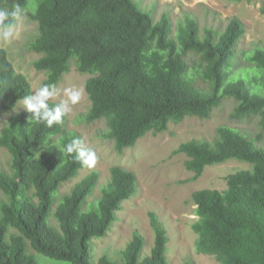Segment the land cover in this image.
I'll list each match as a JSON object with an SVG mask.
<instances>
[{"label": "trees", "instance_id": "obj_1", "mask_svg": "<svg viewBox=\"0 0 264 264\" xmlns=\"http://www.w3.org/2000/svg\"><path fill=\"white\" fill-rule=\"evenodd\" d=\"M17 4L37 24L25 50L40 56L32 63L45 75L40 87L56 88L72 65L89 75L84 91L90 105L76 121H103L100 136L114 142L117 154L169 124L209 119L227 99L235 102L231 118L256 119L264 130V45L247 57L253 78L246 71L247 78L229 77L245 33L236 18L220 27L185 14L174 33L167 14L155 19L133 0H0V10ZM31 95L27 79L0 48V150L6 155L0 161V264H168V236L153 213L149 253L135 232L117 257L102 255L95 262L93 241L107 235L122 204L137 193L136 176L113 166L98 198L96 171L62 193L87 168L76 153L62 149L82 140L66 129L67 115L51 127L31 120L33 114L20 109ZM45 103L53 113L61 105ZM254 144L221 126L211 142L193 139L174 151L188 158L193 181L208 166L250 165L228 175L224 191L200 190L191 198L196 251L220 264H264V150Z\"/></svg>", "mask_w": 264, "mask_h": 264}, {"label": "rangeland", "instance_id": "obj_2", "mask_svg": "<svg viewBox=\"0 0 264 264\" xmlns=\"http://www.w3.org/2000/svg\"><path fill=\"white\" fill-rule=\"evenodd\" d=\"M136 6L148 10L155 19L162 14L170 17L173 32L176 24L185 14H192L200 25L222 27L228 20L236 18L243 25L245 33L239 43V53L233 60L229 77L244 75L251 79L255 69L247 57L255 47L264 45V0H133ZM13 36L5 40L0 36V48L7 53L17 73L23 74L30 84L32 95L40 87L45 75L36 71L32 63L40 56L28 53L26 44L36 35L37 24L30 21L28 13H23L16 21ZM245 71L247 76L245 75ZM89 75H81L74 65L62 82L54 89V95L46 101L64 102L68 99V90H77L81 98L76 104H69L66 129L74 131L82 140L81 147L90 148L96 154L94 166L81 171L75 181L62 189L66 193L74 183L89 173H99L97 188L93 198L100 195L99 188L110 177V168L120 166L134 172L137 180V193L122 204L117 213V221L107 235L94 240L93 258L95 262L102 256L117 257L135 232L145 240L144 253H149L154 235L150 227V214L157 216L168 236V264H183L190 260L192 264H220L213 256L201 255L196 251L198 235L192 224L197 221L196 206L192 196L200 190L224 191L227 176L236 171L250 169L244 162L227 161L221 165H212L204 169L196 180H191L194 173L187 170L184 154H174L180 144L193 139L211 142L218 127L227 126L235 129L248 139L255 141L254 146L264 150V130L256 119L231 118L235 102L225 100L218 109H214L209 119L185 118L178 124H169L168 129L160 134L148 133L141 137L134 146L126 148L121 154L114 150L112 140L103 139L100 132L106 129L103 121L90 124L77 123V118L87 112L90 102L84 91V82ZM24 110L23 103L20 107ZM0 161H6V155L0 150Z\"/></svg>", "mask_w": 264, "mask_h": 264}, {"label": "clouds", "instance_id": "obj_3", "mask_svg": "<svg viewBox=\"0 0 264 264\" xmlns=\"http://www.w3.org/2000/svg\"><path fill=\"white\" fill-rule=\"evenodd\" d=\"M23 15V9L19 4L15 5L12 10H0V36L5 40L13 36L15 30V21L19 20ZM51 89V90H50ZM54 84H45L36 90L35 96H28L23 100L24 108L33 114L30 117L36 123H46L51 127L53 123H62V118L70 111L69 104H76L80 98L81 93L77 90H68V99L61 103L54 111L48 110V105L45 101L54 95ZM66 154L76 153V158L87 167L94 166L96 162V154L90 148L81 147L79 139H72L70 143L62 149Z\"/></svg>", "mask_w": 264, "mask_h": 264}]
</instances>
